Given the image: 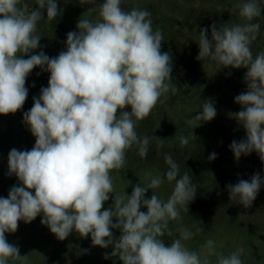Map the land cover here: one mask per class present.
Wrapping results in <instances>:
<instances>
[{
  "label": "clouds",
  "instance_id": "clouds-1",
  "mask_svg": "<svg viewBox=\"0 0 264 264\" xmlns=\"http://www.w3.org/2000/svg\"><path fill=\"white\" fill-rule=\"evenodd\" d=\"M31 4L0 0V115L22 109L29 91L26 80L34 68L50 73L48 86L23 113L34 147L13 148L8 154V174L19 184L6 198L0 197V264H8L10 258L26 262L6 233H15L18 222L29 224L41 214V224L61 241L75 232L84 238L90 235L93 246H111L105 259L118 258L122 264H209L211 240L204 259L182 243L193 235L187 229H181L171 244L163 242L166 232L172 235L169 220L180 218V208L188 210L197 188L189 172L179 175L170 154L163 157L168 165L164 178L148 173L147 186L137 184L131 195L114 194L110 173L125 166L126 151L135 146L146 159L150 142L163 141L154 135L138 136L137 122L151 113L164 93L178 91L171 84L172 57L161 51L163 35L153 31L151 13L140 8L124 11L121 0H102L99 18H80L77 30L67 33L66 50L49 57L42 50L32 53L41 47L36 33L44 12L48 21L60 14L57 0H34L35 8ZM236 8L242 23L219 28L212 24L210 38L209 28L199 31L196 59L215 62L218 70L246 69L247 90L234 98L241 106L234 119L245 137L233 140L229 149L237 161L255 152L264 163V51L255 57L251 51L260 34L264 2L242 0ZM216 115L215 103L208 99L188 123L210 122ZM180 143L186 146L189 139L182 136ZM216 156L213 152L208 159ZM165 178L175 182L167 201L153 192L146 198V192L159 188ZM262 186L264 178L255 173L226 188L229 199L247 209ZM110 196L113 204L104 209ZM113 229L120 230L118 238ZM242 252L237 248L229 256L221 255L218 264H242Z\"/></svg>",
  "mask_w": 264,
  "mask_h": 264
},
{
  "label": "rangeland",
  "instance_id": "rangeland-1",
  "mask_svg": "<svg viewBox=\"0 0 264 264\" xmlns=\"http://www.w3.org/2000/svg\"><path fill=\"white\" fill-rule=\"evenodd\" d=\"M30 7L35 8L34 0ZM102 0H57L59 15L52 21L44 19L37 26L41 36V50L49 57H56L66 50L67 33L76 31L79 19L99 18L98 4ZM242 0H121V8L146 9L151 13L153 31L163 35L161 51L172 57L173 70L171 84L178 89L164 93L151 113L137 122L138 136H156L163 141L150 142L146 159H142L135 146L126 151V164L120 170H113L114 194L125 192L131 195L134 186H147L152 176L165 177L168 165L164 154L172 156L179 166V175L189 172L196 185V195L186 207L180 208V218L169 220L168 231L162 238L167 246L180 237L181 229L193 235L182 243L190 251L201 255L207 251V241L214 242V251L207 253L209 264H218L219 257L229 256L237 248H242V264H264V186L261 187L250 208L232 202L226 186L236 184L240 179L250 180L259 173L264 178V163L253 152L241 156L237 161L229 145L233 140L245 137V130L234 119L240 105L234 98L247 90L243 81L246 69H220L215 62L198 61V39L202 28L212 24L221 25L242 23L236 5ZM264 2V0H262ZM260 34L251 45L253 56L264 51V18L259 19ZM19 55V54H18ZM27 58V57H25ZM50 73L34 68L26 80L28 96L22 107L15 113L0 115V197L6 198L9 190L19 184L15 175L8 174V154L13 148L31 150L35 145L28 126L23 122V113L33 106V97H38L42 87L48 86ZM212 99L217 115L210 122L188 121L201 111L205 100ZM130 111V109H126ZM194 134V136L192 135ZM187 137L189 143L181 146L180 138ZM217 154L209 160L211 153ZM179 178V176L177 177ZM174 181L165 182L156 189L146 192V198L154 193L162 201L170 197ZM153 192V193H152ZM34 194V190H33ZM113 200L104 203V209L112 206ZM103 210V209H102ZM141 211L146 212V208ZM41 216L29 224L18 222L15 233H6L10 244L17 246L26 262L9 259L8 264H122L118 258L105 259L112 247L93 246L90 235L80 237L71 233L59 240L49 228L41 224ZM115 222V220H114ZM197 228L203 231L197 232ZM114 238L120 236L119 229H113Z\"/></svg>",
  "mask_w": 264,
  "mask_h": 264
}]
</instances>
